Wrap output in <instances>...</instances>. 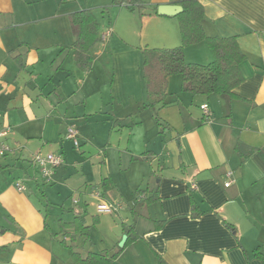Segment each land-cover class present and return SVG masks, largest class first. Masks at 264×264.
Instances as JSON below:
<instances>
[{
  "label": "crops",
  "instance_id": "obj_1",
  "mask_svg": "<svg viewBox=\"0 0 264 264\" xmlns=\"http://www.w3.org/2000/svg\"><path fill=\"white\" fill-rule=\"evenodd\" d=\"M200 1L205 8L202 24L206 34L236 36L246 55L240 64L244 81L234 90L240 98L183 92L182 75L169 76L165 105L154 107L157 112L153 114L173 127L170 137L164 139L168 152L156 155L163 142L157 131L150 138L143 137L146 148L142 153L146 161L131 148L125 150L128 174L120 172L123 164L112 168L106 151L105 168L102 164L85 167L87 162L83 161L82 170L75 172L79 177L73 184L74 193L81 196L82 207L63 206L61 215L54 216L58 230H53L49 221L51 203L46 201L44 210L34 198V185L39 189L40 181L47 183L33 165V155L63 154L64 164L56 169L48 185L67 183L74 174L65 164L62 145L69 122L80 125L82 121L89 124V119L97 122L89 134L92 138L99 122H104L108 128L104 139L109 145L112 130L118 123L122 127L124 122L116 117L110 119L108 112L102 111L113 105L115 99L126 101L132 88L143 91L140 98L144 99L146 88L145 56L141 59L144 52L139 51L130 61L129 56L123 59L126 55L117 53V48L132 45L136 35L141 36L143 44L154 45L153 48L177 47L182 43L179 18L151 11L139 14L138 7L115 4L113 0H0V94H7L14 107L13 113L8 111L0 116V132L6 126L11 128L8 136L0 140L12 147V152L4 157L8 160L0 167L8 169L15 162L21 167L26 164L17 181L14 178V182L0 184V264H82L74 262L73 250L62 242L65 239L70 244V239L60 232L58 223L59 219L72 221L77 213L87 223L90 215L89 224L92 216L99 217L90 238L76 241L77 249L86 248V253L79 251L83 256L96 251H108L110 255L118 252L113 264H158L160 259L165 264H264V0ZM144 3L145 7H158L169 4L170 0ZM84 9L93 10L100 28L99 41L88 51L93 63L81 69L72 46L75 34L70 15ZM107 13H110L109 21L103 24ZM185 56L189 63L207 64L213 60L205 41L187 46ZM127 68L130 73L124 72ZM23 72L30 77H21ZM7 74L14 78H6ZM186 101L199 103L200 109L208 104L210 117L203 110L194 112L187 107V111ZM142 106L138 108L140 115L148 110ZM35 107L38 111L42 107L54 108L60 119H44L45 112L38 115ZM78 108L83 111L78 112ZM72 109L73 114L66 119ZM148 120L150 125L154 124L153 119ZM15 124L19 130L14 133ZM24 124L27 134L21 129ZM36 124H41L40 142L33 146L28 140L35 137L30 132L39 128ZM153 126L160 128L159 122ZM98 136L103 137L100 132ZM51 141L59 143L57 149L45 152L46 144ZM240 142L257 150L244 157L236 149ZM138 162L143 164L142 174L140 171L138 174ZM158 170L157 185L142 191L145 198L155 196L157 200L152 203L137 197L136 201L132 200L131 221L128 215H121L119 225L117 220L103 217L104 213L90 212L91 201L99 200L95 192L107 203L131 202L133 191L142 190L139 187L145 177H157ZM229 171L232 183L226 187ZM105 176L115 183L106 193L101 187ZM18 181L25 184V191L17 189ZM120 181L124 188L130 187L128 192ZM193 203L201 210L197 217L192 216ZM65 216L69 217L65 219ZM130 229L136 238L118 246L121 235H127Z\"/></svg>",
  "mask_w": 264,
  "mask_h": 264
},
{
  "label": "trees",
  "instance_id": "obj_2",
  "mask_svg": "<svg viewBox=\"0 0 264 264\" xmlns=\"http://www.w3.org/2000/svg\"><path fill=\"white\" fill-rule=\"evenodd\" d=\"M113 3H127L130 8L134 6L142 8L145 4L142 0H113ZM170 3L179 4L183 7V11L178 14L182 43L177 47L147 48L143 51L145 56L143 76L147 88L145 108L165 105L168 97V77L174 74L182 75L183 92L203 95L215 93L220 96L240 98L234 90L244 81L240 64L246 59V55L237 37L208 36L202 24L205 8L200 0H170ZM154 7L157 12V6ZM70 22L75 34V41L72 46L76 50L77 64L81 69H86L93 63V58L88 54V51L99 41V22L92 9L74 12L70 15ZM202 41L209 45L213 60L207 64L187 62L185 48ZM15 59L21 67H24L19 56H16ZM157 120L163 129L162 122L159 119ZM236 149L244 157H248L257 150V148L249 147L242 142L237 144ZM101 184L105 193L115 187L114 181L109 176H105ZM157 198L150 196L146 197L144 201L152 203ZM192 210V216L194 217L201 214V210L196 203H193ZM58 223L60 232L70 239V244L65 239L62 242L73 250L74 262L113 264L118 252L110 255L108 251H96L88 252L83 256L77 250V239L81 237L89 239L92 228L99 223L97 215L92 216L90 224L80 213H77L72 221L59 219ZM228 225L232 228L230 224ZM127 236L126 245L133 238H136L131 229L127 232ZM158 264H165V261L160 259Z\"/></svg>",
  "mask_w": 264,
  "mask_h": 264
},
{
  "label": "rangeland",
  "instance_id": "obj_3",
  "mask_svg": "<svg viewBox=\"0 0 264 264\" xmlns=\"http://www.w3.org/2000/svg\"><path fill=\"white\" fill-rule=\"evenodd\" d=\"M142 1H148V0H142ZM136 10H137L136 12H138L139 14H141L142 12H149V11L156 12L155 7L151 6V5H146V7L144 6L142 8H136ZM109 15H110V13H107L106 18L102 19L103 24L108 23ZM147 40L148 39H146V41ZM152 46H154V45H152V44L149 45L148 43L143 44V39H141V36L136 35L134 37V41H133L132 45H128L127 47L125 45L120 46L117 48L116 52L119 54L122 53L123 55H126L123 57V59L128 58V56H129L130 61H133V56L135 54L139 55V51H140V53L143 54V49L145 50L147 48H153ZM143 56H144V54L141 56V59H143ZM127 71H128V73H130V70L128 68L126 70H124L125 73ZM21 75H22L21 77H30V74L27 72H23V73H21ZM6 76H7L6 78H11V79L14 78V77H11V76H13L12 74H7ZM111 79H112V77L110 75L109 80H108V85H110ZM1 84L3 85L4 82H2ZM134 87H135V85H134ZM138 89L139 88H137V87L132 88L133 92L131 91L132 94H130V96L128 97V99L126 101L120 102L117 99H115L113 105H109V107L105 108L104 111H102V112H104V114H106L105 112L107 111L109 116H110L109 117L110 119L116 117V118H120L121 121L124 122L122 127L118 123L114 127V129L112 130V137H111L110 141H108L109 145L106 144V142H105L107 139H104L105 136L107 137V135H108V128L104 122H99L100 124L97 125V127H96L97 133H96L95 138H92L91 136H89V134L93 131V129L95 128V123H97V122L92 123L91 120L89 119V124H87L85 121H82L81 125L77 122H73V123L69 122L68 123V126L66 127L67 129L71 126V127L77 128L80 132V137H79V142L81 145L80 148L74 147L73 142L69 139L62 141V145H63V148L65 150V157H66L65 164L67 165V167H70L72 170H74V171H72V173H74V174L72 176H69L67 183H65L63 181L62 183L58 182V183H53L51 185H48V184H50L51 181L50 182L44 181L45 183H47L45 185L42 181H40L39 189L36 185H34V187H33L34 188L33 192L35 194L34 198H36L40 201L41 207L44 208V210L46 208V206H45L47 203L46 201L51 203L50 208H49V212H50L49 221H50L51 228L53 230H58L57 222L54 220V216L56 214L61 215V213H62L61 208L63 206H65L66 208L67 207L69 208L70 206H73L74 208L75 207L76 208L82 207V205L80 203L81 202V196H80V194H78L76 192L74 193L73 184L76 183V179H78V177H79L78 175L75 174V172L76 171L80 172L82 170L81 164L83 163V161L87 162L85 167L88 166L89 164H102L103 167L105 168L106 158L104 156V153L106 151V153H107L106 157H108V159H109V164L110 165L112 164V168L113 169H114V167L117 168L118 166H120V164H123L124 167L122 166L123 168H120V172L123 174H128V173H126L127 168L125 167V163L128 162V154L125 150L129 147V148H131V150L136 152L137 155L139 154L138 155L139 157L143 158L144 155H143L142 151H144L145 150L144 148H146V147H144L145 141H143V137H145V135H148V138H150V136L153 135V133L157 132V131H159L161 139L163 138L162 139L163 142L161 143V146L157 149V151H155L156 155L160 156V152L161 153H164V152L167 153L168 152L166 149V143L164 142V139H165V137H170V135L174 131L173 127L168 125L165 122V120H163V119L160 121L163 124V129H165V130H163L160 125H159L160 128L157 127V129L155 128V126H153L155 123L157 124V122H158L157 119H159L157 117L155 118L153 115L155 112H157V110H155V108H146L148 110H145L144 113L142 115H140L141 111L138 112V110H139L138 108L141 109L143 102H145L143 106H145V104L147 102V100H146L147 99L146 98L147 97V95H146L147 88H145V91H144V99L140 98L143 96V91L138 90ZM181 90H182V86H181ZM139 92H140V94H139ZM172 97L177 98V95L172 94ZM41 106L42 105L39 104V107H41ZM143 106H142V108H143ZM187 107L191 111H194V112L195 111L199 112L200 110H202V109H200L199 103H187V101H186L185 109L188 111L189 109ZM191 107H193V108H191ZM34 109L38 115L43 114L45 112L44 113L45 114L44 119H45V117L46 118L55 117V119H60V117L57 116L58 112H56L54 108H50L48 110V108L44 109L42 107L39 111L36 109V107ZM8 111L13 113L12 112V111H14L13 103L7 99V94L2 93V94H0V116L7 114ZM77 111L82 112L83 109L78 108ZM59 114H60V112H59ZM71 114H73V109L70 110V113L66 117V119H70L69 116H71ZM80 114H82V113H80ZM20 115L25 117V114H23V113H20ZM184 116L187 117L185 112H184ZM146 117H147V119H146ZM128 118H129V120H128ZM148 119H153L154 124L150 125ZM178 119H180V117H178ZM26 125L27 124H24L23 126H21V129H23V132H25L27 134V130H26L27 126ZM36 125H38L39 128L38 129L35 128L34 132H30V133L35 134V137L28 140L33 146H37L40 142L38 136L40 134L41 124H36ZM135 127H137V128L134 130ZM13 128H14V133L18 132L19 127H17V124H15V126ZM98 131L100 132V134L102 133V136H103L102 139L100 138L101 136L100 137L98 136V133H99ZM174 138L175 139L178 138L176 134L174 135ZM0 141H2V140H0ZM128 142H130V146H128ZM154 143H155V140H153V139L150 140V144L152 147H153ZM58 144H59L58 142L54 143L53 141H51V142L46 144L44 151L47 152L49 150L50 151L56 150L57 149L56 146H58ZM109 148H111V149H109ZM113 154L117 155V157L115 156V158H114ZM7 160L4 157L0 158V164L5 163ZM142 161H146V159L143 158ZM137 165L140 166L138 168L139 169L138 174H139V171L142 174L143 173V167L141 165H143V164L138 162ZM21 166L22 165L16 164V162H15V164H12V166H10L8 169H2L0 167V184L3 185L5 183H9L11 181L14 182V178H15V181H17L18 177L22 173H24V170H26V164L24 167H21ZM144 166H145V164H144ZM118 171H119V169H118ZM159 172L160 171L158 170V172H157L158 175L155 178H153V176H150V175H149V177H145L143 183L140 185L139 188H141L142 191L143 190L147 191L148 187H150V189H152L153 188L152 186L157 185V181L159 179ZM37 173H38V171H37ZM38 178H40L39 174H38ZM136 178H137V176H136ZM155 181H156V183H155ZM227 181H229V178ZM120 182L122 184V188L128 192L130 187L128 186V187L124 188V184L122 183V181H120ZM135 190L132 193L133 198L131 199V202L126 201V200L119 201V204L122 205V208L118 209L117 211L115 210L113 212H106V213H104L105 215L103 217L107 216V217H110L112 219H115L119 222V225H121V221H120L121 215L122 216L128 215V217L131 218L130 219V221H131L132 215L130 212V204H132V200L136 201L137 198H140L142 201L144 200V198L142 199V197H141L143 195V192L141 190L140 191H138V190L135 191ZM73 199H80V202L78 204H74ZM98 202H99V200H97L96 198L93 199V202L91 201V206L89 207L91 210V211L90 210L89 211L91 213L98 211L97 210ZM113 205L115 206L117 204L113 203ZM67 217H69V216H65L64 218L66 219ZM90 219H91V216L88 215L87 216L88 223L90 222ZM125 235H126L125 233L121 235V239H120V242L118 243V246H120ZM84 247H86V246H84ZM77 250L80 251L82 254L86 253V248H83V246L79 247ZM68 254H69L68 255L69 259H70L69 261H71L72 258L70 257V253L68 252ZM65 256L66 255H64V257H63L64 260H65Z\"/></svg>",
  "mask_w": 264,
  "mask_h": 264
},
{
  "label": "built area",
  "instance_id": "obj_4",
  "mask_svg": "<svg viewBox=\"0 0 264 264\" xmlns=\"http://www.w3.org/2000/svg\"><path fill=\"white\" fill-rule=\"evenodd\" d=\"M201 109L203 110V113L205 116L210 117V109L208 104H204L201 106ZM11 128L6 126L2 129L0 132V138H6L8 134L10 133ZM66 139H69L73 142L74 147L80 148V142H79V137H80V132L77 128L75 127H69L67 129ZM12 152L11 146L4 142L0 141V158L5 157L7 154ZM64 156L61 153H55V152H48V153H42V152H37L36 154L33 155L32 157V163L34 166H36L40 174L42 175V178L45 182H50L52 180L53 175L55 174V171L57 168L62 166L64 164ZM232 172L229 171L227 172V177L229 178V181L225 182V186L228 187L231 185L232 180H231ZM17 189L19 191H25L26 186L22 181H18L17 184ZM193 187L195 188L196 185L193 184ZM94 196H96L99 199V203L97 205V210L99 213H106V212H113L117 211L118 209L122 208V205L117 203V205H113V203H107L104 201V199L101 197L99 192H95ZM142 199L145 198V195L143 194ZM80 199H73L74 204H78Z\"/></svg>",
  "mask_w": 264,
  "mask_h": 264
},
{
  "label": "water",
  "instance_id": "obj_5",
  "mask_svg": "<svg viewBox=\"0 0 264 264\" xmlns=\"http://www.w3.org/2000/svg\"><path fill=\"white\" fill-rule=\"evenodd\" d=\"M183 11V7L179 4H160L157 7V13L164 16H175ZM127 240V235L124 236L120 246H124Z\"/></svg>",
  "mask_w": 264,
  "mask_h": 264
}]
</instances>
